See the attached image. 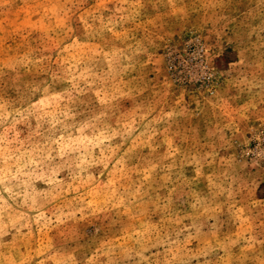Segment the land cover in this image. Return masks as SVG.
Wrapping results in <instances>:
<instances>
[{
	"label": "rangeland",
	"instance_id": "1",
	"mask_svg": "<svg viewBox=\"0 0 264 264\" xmlns=\"http://www.w3.org/2000/svg\"><path fill=\"white\" fill-rule=\"evenodd\" d=\"M0 264H264V0H0Z\"/></svg>",
	"mask_w": 264,
	"mask_h": 264
}]
</instances>
